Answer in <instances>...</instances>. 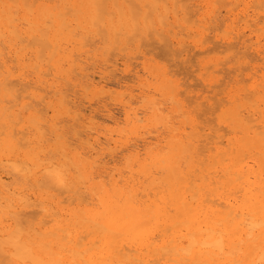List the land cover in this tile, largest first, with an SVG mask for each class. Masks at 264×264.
Segmentation results:
<instances>
[{"label":"bare ground","instance_id":"6f19581e","mask_svg":"<svg viewBox=\"0 0 264 264\" xmlns=\"http://www.w3.org/2000/svg\"><path fill=\"white\" fill-rule=\"evenodd\" d=\"M58 1L46 6L37 4L38 0H25L27 4L22 0H0V257L7 264H264V79L261 90L252 87L257 94L255 108L252 107L254 103L238 106L236 102L242 96L239 94L228 99L226 96L216 104L218 107L215 106V109L208 98H202L211 107V112H217L216 107H224L218 124L226 128L230 137L221 142L222 135H209L207 138L206 134L204 143L200 145L198 126L181 103V95L184 94H181L180 86L168 78L167 72L154 74L145 61L142 62V76L146 75L147 85L139 76V71L131 77L139 83L141 97L153 108L152 116L145 118V109L139 112L132 107L134 95L129 91L126 95L128 100L120 102L122 121L116 119L108 108L102 110L116 126L115 134L122 137L125 133L136 132L146 119L163 124L165 120L161 115L168 108L159 101L180 105V110L175 113L182 117L186 113L187 125L192 132L187 133L183 124L170 131V140L159 135L154 137L156 144L144 141L142 145L127 146L126 153L130 159L128 179L120 172V176L113 174L106 182L109 178L103 180L107 170L104 168L103 171V167L99 173H91V164L95 166L99 162L100 166L99 153L107 149L108 143H114L113 131L100 134L97 128L89 129L85 133V141L81 143L83 152L70 155L61 149L49 154L42 146V126L36 116L37 107L44 101L48 108L56 107L59 114L70 115L72 107L68 105L72 102L66 100L70 94L68 96L64 86L70 85L73 89L80 86L78 80L88 78L84 72L90 59H95L92 67L105 77L107 68L95 63L96 56H88L92 51L82 50L89 45H83L85 38L101 40L103 53L109 54L127 51V46L132 44L130 40H148L146 43L150 46L155 41L156 45L162 43L163 48L160 44L156 47L164 51L168 49L166 53L169 51L170 54V50L175 48L179 54L186 51L187 54L189 46L183 45L186 40L180 36L181 32H186L187 39H193L191 50H199L201 43L207 42V37L203 39V35L204 30H208V23L215 22L210 25L215 27L219 21L218 10L225 7V14L231 16L241 0H226V4L216 0L214 3H223L222 8L217 7L216 11L210 3H206V10L200 14L196 10L198 8L190 5L196 10L194 15L190 7L186 11L188 6L185 7L184 0ZM245 1L253 2L251 4L255 6L252 5L251 10L263 9L254 0ZM188 12L194 17L198 14L194 20L200 24V29L187 24L194 18L188 16ZM255 13L241 14L238 19L244 27L233 36L227 38L224 32L226 37L219 42L229 44L225 50L227 47V50H232L231 45L236 48L234 40L239 42L250 37L255 30L264 35V17L260 20L262 25ZM69 14L75 18L68 20ZM251 26L256 29H251ZM246 30L249 35H245ZM213 31H218V28ZM246 40L240 41L243 50H252L257 57L254 59L264 61V42L261 43L260 36L249 45V39ZM171 51L175 53L171 54L175 60L180 57L175 50ZM106 59L105 63L108 62ZM188 60H185L186 65L190 62ZM249 61L245 64L251 63ZM189 67L183 68L189 70ZM88 71H91L90 67ZM149 81H155L160 87L151 86ZM207 85L210 86L211 82ZM43 92L45 95H42ZM156 95L160 97L158 101ZM245 95L242 98L249 103ZM249 97L252 99L253 94ZM199 98L195 100L198 111L203 105V102H198ZM74 104L73 107L78 109ZM76 112L71 113L73 121L75 116L79 120ZM140 113L143 118H139ZM212 113L215 115V112ZM205 114L208 115L206 111ZM213 118L209 121L212 122ZM51 120L54 122L55 119ZM53 122L48 127L57 139L59 129ZM121 124L126 127L125 132L119 127ZM214 126L213 130L216 124ZM201 135L204 137L205 134ZM102 137L107 141L106 148L103 147ZM152 144L155 148L148 150ZM42 177L47 180L48 186L39 181ZM96 177L100 179L98 182H94ZM88 181L91 182L87 186L91 200L89 206L78 208L81 204L77 203L75 208H70L78 200L73 197L87 196L88 193L79 194L81 188L78 184L85 185ZM52 189L57 194L60 190L61 194L67 195L63 201L66 200L68 205L62 206L60 201L54 200L49 192ZM30 208L37 210L34 212L31 209V212L40 216L39 219L35 214L29 219L33 215L27 214Z\"/></svg>","mask_w":264,"mask_h":264},{"label":"rangeland","instance_id":"374dc122","mask_svg":"<svg viewBox=\"0 0 264 264\" xmlns=\"http://www.w3.org/2000/svg\"><path fill=\"white\" fill-rule=\"evenodd\" d=\"M24 1L22 0V2L24 4H27V2L25 3ZM54 1L55 0H38L37 4L46 5V6H52L54 4L59 3L58 0H56V2H54ZM215 1L216 0H184L183 3L186 2L185 3L186 5L184 4L186 8L188 6L187 9L185 8L186 11L187 10L189 11L190 9L194 10V12L191 11V14L193 12V15H194L196 10H199V14L202 11L204 12L206 10V7H205L206 3H210V5L213 6L214 11H216L217 7H218V9L220 7L222 8V5H223L222 2H224V3L226 2V0L225 1L219 0V1H222V2L219 3V1H218V3H214ZM238 2H240V0H238ZM241 2L242 3H239L240 4L239 7L237 9H235L234 14L231 15V16H229L230 14H227V15L225 14V7L224 6H225L226 3L224 4V6H223L224 8L222 10L219 9L221 12L218 10V12L220 13V15L217 16V18L219 17V19H218L219 21L216 22L215 27L214 26H210L213 21L208 23V25H209V26L207 25L208 30H204L205 33L203 35V39L205 38L204 36H206L207 38H210V39L206 38V40H207V42H205L206 44L202 42L201 43V48L199 50L198 49H192L191 50V47H193L192 46L193 39H190V38L187 39L188 37L185 34L186 32H181L180 36L186 40V41L184 40L185 43L183 45L184 46L186 45V46H189V47L191 46L190 48L187 47L189 49V51H188L189 57L188 56L186 57V55H188V53L186 54L187 51L182 53V54H179V52H177V50L174 48V49H171V50H175V52H177V54L180 55V57L177 56L179 59L177 58L175 60V58L173 56H171V54L175 55L174 51L172 52L170 50V54H169V51H168L167 53L170 55L169 56L166 53V51L168 49L164 45L163 46L167 50L164 51L163 49H161V48H163L162 45H161L162 43H158V44L161 45V48H160L159 46L156 47L158 44L156 45L155 41H153V42L150 41L152 44L154 43L153 44L154 46L152 44H151L152 46H150V44L146 43V41L148 42V40H145L144 42H142L143 40H141V41H134V40L131 41L130 40L129 42L132 43V44H129V42H128L129 45L127 46L128 47L127 51H124V52H117L116 51V52L110 53V54H112V55H110L107 52L103 53V51H104L103 46L104 45L100 42L101 40L93 39L91 37L85 38L84 40H86V42L83 41V45H85V44L86 45L87 44L90 45L92 43L94 45H91V46L88 45L87 47H84L82 50L83 51H88V52L92 51V52L88 53V56L89 57L96 56L97 61L95 63H97L99 65L102 64V66H104L103 68H107L106 69V73H105V77H104V75H101L100 73H98L97 69L92 67L93 65L91 63L94 64L95 59H90L89 60V64L85 65V67L86 68L88 67V68L84 72V74H88V78L86 77V78L82 79L81 81L78 80L77 82L81 83L79 87L71 89L72 86H70V85L64 86V89L66 91H68L67 92L68 96L70 94V96L66 100L69 101V103H70V101L72 102V103H70L68 105L69 108L72 107L69 110V114H70L69 116L59 114L56 107L55 108H48V106L46 105V101H44L43 104H40V106L37 107L36 116H37L39 122L41 123L40 127L42 126L41 129H40V133L42 134V138L41 139L44 142L42 140L41 141H42V146L46 150V152L49 153V154H52L54 152H58L61 149H64L65 152H67L70 155L71 154H77L78 152L81 153V152H83V149L81 147V143L85 141V138H86L85 137V133L87 131H89V129L91 130L93 128H97V129L100 130V132H101L100 134H105L107 131H113L114 132L113 133L114 134L113 135L114 141H112V142H114V143L113 144L108 143L107 149L105 151H103L102 153H99V155H98V157L101 160L100 166H99V162H96L94 164L95 166H93V164H91V173H99L101 167H103V169H102L103 171H105L104 168L107 169L105 171L106 173L103 174V180L105 181L106 178L107 179L109 178L108 180H106V182H108L113 177V174L118 175V173H120V172H122L120 174L124 178L128 179V176H129L128 165H129L130 159L128 157V153H126L127 152L126 151L127 146H129V147L131 146L132 147V145H133V147H134L135 145H142L143 144L142 142H144V141H146V142L150 141V142H153V143L156 144V141H155L154 137L159 136V135H161V137H166L167 140L168 139L170 140V138H169L171 136V132L170 131L172 129H177L178 127L182 126L183 124L186 125V132L187 133H191L192 131L187 125L188 124V118H187L186 113H185V115L183 117L179 116L178 114L175 113V111H179L180 110L181 106L178 105V104L171 105L169 102L167 104V101H165V102L164 101H159L160 103H165L164 107L168 108L167 110H164L163 114L161 115V116H163V118L165 120V122H163V124H161V123L155 124V123H152L153 119H151V120L150 119H146V120H143L140 123V126L142 128H140L136 132L128 133V134L125 133L122 137H119V136H117L115 134V131L117 130L116 126L104 116V112L102 110H104L105 107L108 108L111 111V113L113 112L112 114H113V116L116 119H118L119 121H122L123 115H122V109H121L120 102L121 101H126V99L128 100V97H126V95L129 93V91H132V94L134 95L132 107L134 109H137L139 112H141L142 110L145 109L146 110L145 118H149V117L152 116L153 108L150 107L149 105H147L145 100L141 97V95L139 94V87H138L139 83H137L136 80H134V77H131V76H133L135 74L136 71H139V76H141V78L143 79V82L145 83V86L147 85L146 75L142 76L143 73L141 71L142 70V62H144V61H145V64L147 65V67L150 68V70L154 74H156L157 72L160 73V72H163V71L167 72L168 78L171 81L177 83L180 86L181 94L182 93L184 94V95H181V103L183 104V106L185 105L184 109L187 111V113L189 112L190 116L195 120L196 126H198V128H197L198 129L197 131H199L198 132L199 133L198 136H201L200 143H199L200 145H202L204 143V139H206V137L208 138L209 135L210 136H215V134L220 135V136L222 135L221 138H223V140H221V142H224L226 139H228L230 136L227 133L226 128L224 126L218 124V118H220L223 115V108L224 107L220 106L219 109H218L217 108L218 106L216 104L218 102H220V101H223V98L226 99V96H227V99H228L229 96H236L238 94L243 96V94L244 95L248 94V96L245 95V98L248 97L247 99H249V101L252 104L249 101H248L249 103H247V100H244V98H242V96H240L241 100L236 102V104L238 106H240L241 104H244L246 106H251L254 103V105L252 107L255 108L256 107L255 104H256L257 94H255L256 92L252 90V87L253 86H255L256 88L258 87V89L261 90L262 86H263V84H262L263 83V79H264V71H263V69H264V61L263 60H259L260 58L254 59V58H257L255 53L252 50H248V49H244L245 50L244 51L243 50V46H241V42L243 40H246V39L248 40L249 39V42L246 40L247 41V45H249L251 43H254V41H256V37H259V36H260V39L262 41L261 43L264 42V35L261 36V32L255 30L256 29L255 27H253V28H255L254 29L255 33L252 34L253 37H252V35H250V37H245L243 40H240L241 42L239 41L240 43L237 42V40L233 41V44H234V42L236 44V48H235V45L229 46L230 48L232 47L233 51L231 49L227 50L228 47L225 50V47L227 45H229V44H227V45L225 44L224 45L223 42H219V39L222 40L226 36H227V38L230 37V36H233V34L235 32H237L238 29H241V28L244 27L243 23L242 22L240 23V20H239L241 14L250 15V14H254L256 12L255 14H257L256 18L258 19V21L263 20V17H264V12H262V10L264 9L263 0H261V1L259 0L260 3H258L257 0H254L256 5L262 6V8H263L262 10L259 9L261 7H259V8L256 7L259 10H257V9L251 10L255 6V5L251 4V3H253L252 1L243 2V0H241ZM190 5L191 6L193 5V6H195L198 9L195 10V8L194 7H193L194 9L191 8ZM252 5H253V7H252ZM189 7H190V9H189ZM249 7H250V10L248 9ZM247 9H248V11H247ZM191 14L188 15V16H191V18L194 17ZM224 15H225L226 18L224 17ZM221 16H222L223 19L221 18ZM195 17L192 18V19L188 18L189 20L190 19L191 20L190 21L188 20L189 23H187V24H189L191 26H194V28L196 29V28L200 27V24L196 23V21H195L198 18V14ZM74 18L75 17L70 16V14L67 15V19L68 20L74 19ZM235 18H237V19H235ZM225 19H226L227 22L226 21L225 22H223V21L220 22L221 20H225ZM193 22H195V23H193ZM237 22H238V25H237ZM260 22L263 25V21H260ZM260 22H259V27L262 26L260 24ZM214 23L215 22H213L212 24H214ZM217 23H218V25H217ZM221 23H222V25H221ZM194 24L196 25V27H195ZM250 24H252V26H253V23H250ZM226 25H227V29H226ZM252 26H251V29H253ZM259 27H258V29H259ZM215 28H216V30L218 28V31L214 32L213 30ZM198 29H200V28H198ZM219 29H221V30H219ZM175 30L180 32L179 29H175ZM221 31H222V33H221ZM224 32L226 33V36H225ZM229 32L231 34H229ZM245 32H246L245 35H249L250 34L248 30H246ZM182 33L185 34V36ZM227 33H228V35H227ZM88 39L90 41H88ZM87 41H88V43H87ZM137 46H138V48H137ZM223 46H224V48H223ZM147 47H149V48L147 49ZM142 48H143V50H142ZM239 49H241V50H239ZM209 50H210V53H209ZM246 50H247V52H246ZM147 51H148V53H147ZM162 51H163V53H162ZM244 52H246L245 53L246 56H244L245 55ZM252 53H254V54H252ZM247 55H248V58H247ZM101 56H103L102 59H101ZM243 56L246 57L248 60L246 58H244ZM165 57H168V58L166 59ZM170 57H171V60H169ZM240 57H242V58L240 59ZM105 58L108 59V60L106 59L108 61L106 63L104 62ZM172 58H174V59H172ZM186 58L189 59L188 61H190L189 63H187V65H186V62H187ZM180 60L182 62H180ZM185 60H186V62H185ZM249 60H251V63L245 64ZM180 63H181V65H180ZM189 64H190V67H189ZM221 64H224V65H221ZM193 65H194V67H193ZM240 65L242 66V68H240L241 67ZM175 66H177V67H175ZM209 66H210V69L207 70L208 69L207 67H209ZM89 67H90L91 71H88ZM183 67L186 68V69H188L187 67H189L190 68L189 70H191V71L189 72V70H186ZM236 67L237 68L239 67V68L236 69ZM255 67H257V68L255 69ZM225 68H227V69H225ZM117 69H119V70H117ZM242 69H243V72L241 71ZM194 70H197L198 72H194ZM224 70H225V72H224ZM235 70H237V71H235ZM256 70H259V71L257 72V74L254 75L253 73ZM93 73H96V74L93 75ZM169 74H170V76H169ZM187 74H191L192 76L191 75L188 76ZM236 74L239 75V76L237 75L238 78H237ZM252 75H254V77ZM123 77H124V79H123ZM230 78H231V81H230ZM91 79L93 80V84L91 83L92 82ZM95 80H98V81H95ZM104 80H106V81H104ZM128 80H130V81H128ZM228 81H230V84H227ZM149 82H151L150 83L151 86H159L160 87V85L156 84L155 81H149ZM208 82H211L210 86L207 85ZM86 83L90 84V85H87ZM179 83H181V84H179ZM222 84H223V86H222ZM181 85H183V86H181ZM213 85H214V88H213ZM225 85H227L228 87L227 86L225 87ZM68 86H70V87H68ZM203 88H204V90H203ZM144 89H145V87H144ZM209 90H210V92H209ZM219 90H220V92H219ZM183 91H186V93L183 92ZM190 91H192V92H190ZM250 91L253 94V98L252 99H250V97H249L250 95L252 96V94H250ZM24 95H26V94H24ZM42 95H45V93L43 92ZM199 96H200V98H199L198 102L199 103L203 102L202 107L200 106L199 109L200 110L202 109L201 111L204 110L203 112H200V110L198 111L196 109V107H195V105H196V103H195L196 101L195 100ZM204 97H206V98H208L210 100V103L212 104V106H214L213 107L214 109H215V106H217L216 107L217 112L215 110L212 111V112H215V115H214V113L211 112V107H208V105H206V103H204V100L202 99ZM155 98H156V101H158V99H160V97L157 96V95H156ZM210 98L213 99V100H211ZM236 99L238 100V98H236ZM54 100L57 101L56 98H54ZM47 101H48V99H47ZM75 102H76V104H74ZM73 104H74V106L76 105L78 107V109L74 108ZM205 106H207V107H205ZM205 108L206 109L208 108L209 110H206ZM227 108H229V107L227 106ZM44 109H45V111H44ZM205 111H206V113H208V115H206V114L204 115ZM208 111H210L211 113H209ZM28 112H30V111H28ZM28 112H26V114H25L26 116L28 115ZM73 112H76L77 114H79V116H78L79 120L76 119L77 116H75V120L74 121L71 119V113H73ZM199 113L202 114V116L199 115ZM210 116H212V117H210ZM143 117H144V115L140 113V117L139 118H143ZM213 117H215V118H213ZM52 118L55 119L54 122H55V124L57 123L56 127L59 129L58 130L59 138H57V139L55 138V134H52L50 129H49V127H48L53 122L51 120ZM211 118L214 119L212 122H211V120H212ZM209 119H211V120L209 121ZM76 120H77V122H76ZM181 121H183V123H180ZM208 121H209V123H208ZM213 122H214V124H213ZM175 123H176V125H175ZM202 123L205 124V125L206 124L207 125L210 124V126L209 127L205 126ZM215 124H216V128L214 129L215 130L214 131L213 127H215L214 126ZM171 125H173V127H171ZM119 127H121L123 132H125V130H124V129H126L125 126H123L121 124ZM199 127L203 128V129L199 130ZM219 127H220V129L222 128V130H219V131L216 130ZM210 128H212V129H210ZM46 130H47V132H46ZM223 130L227 134L224 133ZM162 132L163 133L165 132V134H163ZM201 134H203V135L205 134L204 137ZM206 134H207V136H206ZM78 135H79L80 138H78ZM47 138H49V139H47ZM82 140H84V141H82ZM102 140H103L102 143H104L103 147L106 148L105 144L107 145V143H106L107 141L103 137H102L101 141ZM201 140H203V142ZM217 141L220 142V140H217ZM153 146H155V145L152 144L151 148L148 147V150H153L155 148V147L153 148ZM199 147H201V146H199ZM84 151H86V150H84ZM143 152L144 151H142L141 153H143ZM205 154L206 153H204V155ZM83 156H85V155H83ZM143 157H144V155L141 156V158H143ZM106 160H108V161H106ZM103 163H105V164H103ZM101 164H103V165H101ZM109 171L112 173L111 176H110L111 173ZM89 174H90V170H89ZM118 176H120V175H118ZM78 177L80 179V176H78ZM123 177H122V179H123ZM89 179H90V177H89ZM41 180L43 181V185H45V186L49 185L47 183V180L45 181V179L43 177L39 178L40 182H42ZM99 180L100 179L96 177L94 179V182H98ZM121 180H119L120 184L123 185V182ZM44 182H46V183L44 184ZM90 183L91 182L88 181L85 185L78 184V188H81L78 191L79 194H83V193L87 194L88 190H89L87 188V186H89ZM36 192L38 193L40 191H36ZM49 192H50L51 197H53L54 200L60 201L62 206L68 205V203H66V200L63 201L64 198L66 199L67 195L61 194L62 191L58 190V194H57V191H54L52 189ZM56 194H57V196H56ZM82 196H84V198ZM73 198L74 199L78 198V200H76L74 203H72L70 208H75L74 206L77 203L81 204V206L78 207V208L84 207L86 205L89 206V203L91 202V200L89 199L90 198L89 193L87 194V196H85V194H84V195H80L79 197L75 196ZM85 198L87 200H85ZM83 199L85 201H83ZM31 209L32 208H30V210H27V214H29V213H30V215H31V213L33 214L32 217H30L28 215V217H30L29 219L34 217V214H35L34 212L35 211L37 212V210H35L34 208L32 209L34 212L33 211L31 212ZM25 216H27V215H25ZM35 216H36V214H35ZM36 217H37V219H39L40 216H36ZM0 258H2V257H0ZM2 260H3V258H2ZM2 260L0 259V261H1L0 264H7L4 260H3V262H5V263H3Z\"/></svg>","mask_w":264,"mask_h":264},{"label":"clouds","instance_id":"9594fccd","mask_svg":"<svg viewBox=\"0 0 264 264\" xmlns=\"http://www.w3.org/2000/svg\"><path fill=\"white\" fill-rule=\"evenodd\" d=\"M216 243H217V245H218V244H219V241H217Z\"/></svg>","mask_w":264,"mask_h":264}]
</instances>
